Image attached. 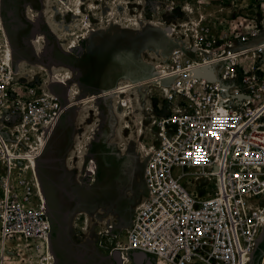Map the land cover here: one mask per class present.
<instances>
[{"label": "built area", "instance_id": "1", "mask_svg": "<svg viewBox=\"0 0 264 264\" xmlns=\"http://www.w3.org/2000/svg\"><path fill=\"white\" fill-rule=\"evenodd\" d=\"M148 1L156 15L175 19L164 27L172 45L158 81L155 140L121 258L140 252L152 264H253L264 231V0ZM4 52L0 264H26L25 249H49L51 225L25 158L41 152L66 106L39 81H17ZM205 68L212 80L196 76ZM175 168L192 170L186 183L200 187H186Z\"/></svg>", "mask_w": 264, "mask_h": 264}, {"label": "rangeland", "instance_id": "2", "mask_svg": "<svg viewBox=\"0 0 264 264\" xmlns=\"http://www.w3.org/2000/svg\"><path fill=\"white\" fill-rule=\"evenodd\" d=\"M80 1L77 14L75 0H3L0 11L17 81H39L66 106L34 167L49 249H25L26 264H114L111 252L125 243L155 140L158 81L172 45L164 27L174 16L159 17L148 0ZM121 85L130 89L118 95ZM173 172L188 188L202 184L186 183L192 170ZM71 193L85 197L79 207L67 201ZM263 252L264 231L253 264Z\"/></svg>", "mask_w": 264, "mask_h": 264}, {"label": "bare ground", "instance_id": "3", "mask_svg": "<svg viewBox=\"0 0 264 264\" xmlns=\"http://www.w3.org/2000/svg\"><path fill=\"white\" fill-rule=\"evenodd\" d=\"M74 6L76 7V14L79 13V9L81 7V1L80 0H75ZM3 38H4V40H2ZM0 45H2L4 47V51H5L4 52L5 53L4 59H5V61L8 62L9 66H10V62L12 60V50H11V46H10V43L8 41V38H7V34L5 32V29H4L1 21H0ZM76 46L77 45L74 43V45H72L71 48H74ZM129 89H130V87L128 85H121V86H119V88H117V94L118 95L125 94V93H127V91ZM90 100H92V99L89 98L88 100H83V101L79 100V101H76L73 105L74 106H78V105L83 104L84 102H88ZM69 105H72V104H69ZM46 140H45L44 144L42 145L41 152L39 151L36 156H31L30 157V155H26L27 158H25V159H28L27 161H28L29 164H31L30 167H33V169L35 167L36 160H37L39 154L41 155L43 153V151H44V148L46 146ZM48 140H49V138H48ZM33 175H34V178H36L35 169H34ZM36 188H37V193H36L37 194V197L40 198V200H43V193L40 190V185L39 184H36ZM117 250H119V251L120 250H123V245H119V247L117 248ZM47 257H49L48 253H47ZM122 264H131V261H130V259L128 258L127 255H124L123 256V258H122Z\"/></svg>", "mask_w": 264, "mask_h": 264}, {"label": "water", "instance_id": "4", "mask_svg": "<svg viewBox=\"0 0 264 264\" xmlns=\"http://www.w3.org/2000/svg\"><path fill=\"white\" fill-rule=\"evenodd\" d=\"M79 51H82L81 47H79ZM196 76H204L207 77L208 79L212 80L213 79V74L211 71H209L207 68L203 69V71H196L195 72ZM262 240V238H261ZM111 258L114 264H122V258L119 250H114L111 252ZM128 258L131 261V264H142V261L144 264H152L151 259L144 255L143 253L140 252H130L128 253Z\"/></svg>", "mask_w": 264, "mask_h": 264}, {"label": "flooded vegetation", "instance_id": "5", "mask_svg": "<svg viewBox=\"0 0 264 264\" xmlns=\"http://www.w3.org/2000/svg\"><path fill=\"white\" fill-rule=\"evenodd\" d=\"M2 7H3V0H0V11H1ZM0 15H1V12H0ZM79 47L80 46H76V47L72 48L73 49L72 51L75 50V53L74 54H76V56H78V54L81 53V51H79ZM70 54H72V53L70 52ZM55 95H57V94H55ZM57 97L63 103V100H62L61 96L60 95H57ZM39 179H40V176H39ZM42 184H43L45 190H48V188H50V187L46 186L44 183H42ZM66 199H67L68 202H70L72 204H75L77 207H79L83 203V201L85 200V197L82 196V195H77V193H74V194L71 193L70 196L66 195ZM47 213L49 215V212H47Z\"/></svg>", "mask_w": 264, "mask_h": 264}, {"label": "crops", "instance_id": "6", "mask_svg": "<svg viewBox=\"0 0 264 264\" xmlns=\"http://www.w3.org/2000/svg\"><path fill=\"white\" fill-rule=\"evenodd\" d=\"M142 185H143V184H142ZM144 255H145V254H144ZM75 263H76V264H79V263L76 262V260H75ZM142 264H144L143 261H142Z\"/></svg>", "mask_w": 264, "mask_h": 264}]
</instances>
